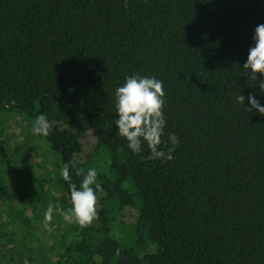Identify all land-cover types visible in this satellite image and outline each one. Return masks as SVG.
Wrapping results in <instances>:
<instances>
[{
  "label": "trees",
  "instance_id": "obj_1",
  "mask_svg": "<svg viewBox=\"0 0 264 264\" xmlns=\"http://www.w3.org/2000/svg\"><path fill=\"white\" fill-rule=\"evenodd\" d=\"M258 23L264 0H0V264H264V115L235 100L264 103L243 67ZM133 73L164 81L171 161L117 134ZM65 165L77 187L99 173L86 228L65 218ZM55 194L66 207L39 240Z\"/></svg>",
  "mask_w": 264,
  "mask_h": 264
},
{
  "label": "clouds",
  "instance_id": "obj_2",
  "mask_svg": "<svg viewBox=\"0 0 264 264\" xmlns=\"http://www.w3.org/2000/svg\"><path fill=\"white\" fill-rule=\"evenodd\" d=\"M127 0H125L126 4ZM253 43L249 46L243 67L249 69L253 78L259 83V93L264 98V80H259L257 73L264 76V23H258L252 33ZM237 103L247 110H255L264 115V103L257 96L249 93L237 95ZM115 128L117 134L126 141L127 148L133 155H140L147 145L148 156L141 159L171 161L173 153L180 143L175 133H168L165 129L167 118L165 114L166 92L164 81L156 76L133 73L124 78V83L115 90ZM51 123L45 114L38 115L32 127L34 136L47 137L51 130ZM163 145V147H161ZM166 149V150H165ZM77 187L72 183L69 165L61 170L62 179L68 183L70 190L71 208L65 218L81 228L90 226L97 218L98 193L103 191V185L98 182L99 173L95 167L89 168ZM53 207L49 205L44 213V228L51 231Z\"/></svg>",
  "mask_w": 264,
  "mask_h": 264
},
{
  "label": "rangeland",
  "instance_id": "obj_3",
  "mask_svg": "<svg viewBox=\"0 0 264 264\" xmlns=\"http://www.w3.org/2000/svg\"><path fill=\"white\" fill-rule=\"evenodd\" d=\"M14 127H16V130L19 131V132L22 131L24 128L26 129V127H25V125L23 123L15 124ZM17 141H22L24 143L25 142L28 143L29 139L26 140V138L24 139V137L23 138L20 137V139H18ZM87 141H86V143H87ZM17 146H18L17 144L16 145L14 144V146H12V147L17 148ZM38 149H40V148H38ZM38 162L41 163L42 162V158H39ZM61 197H60L59 194H55L53 196V202L51 203V206L53 207V220L56 219V216L58 214H60V213H62V211H64L63 206H64V208L66 207V204L63 202ZM47 209L48 208L43 209V211L41 212V216H40V218H41L40 220L41 221H40V227H39L40 230L37 231V237L39 238V240H42L44 238V234H43L44 233V225H43V222H44V213H45V211ZM46 243H47V246H48L47 249H49V251L52 253V250H53L54 246L52 245L51 241H49V240H46Z\"/></svg>",
  "mask_w": 264,
  "mask_h": 264
}]
</instances>
